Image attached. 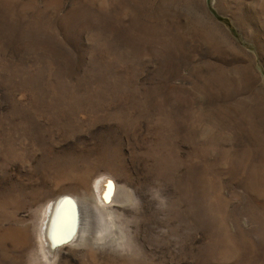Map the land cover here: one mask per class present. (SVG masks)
<instances>
[{"label":"rangeland","instance_id":"1","mask_svg":"<svg viewBox=\"0 0 264 264\" xmlns=\"http://www.w3.org/2000/svg\"><path fill=\"white\" fill-rule=\"evenodd\" d=\"M263 215L264 0H0V264H264Z\"/></svg>","mask_w":264,"mask_h":264},{"label":"bare ground","instance_id":"2","mask_svg":"<svg viewBox=\"0 0 264 264\" xmlns=\"http://www.w3.org/2000/svg\"><path fill=\"white\" fill-rule=\"evenodd\" d=\"M103 185L104 181L101 180H99L95 185V193L100 199L102 197L101 193ZM86 205V203L81 204L75 199L67 197L56 200L49 212V218L43 232L44 235L47 236L46 240L48 242L51 241L55 247L61 246L73 240H78L82 235L78 234L81 223L80 215L81 212L85 210ZM94 210L100 214L98 207ZM103 236L100 234L96 237L98 240H103ZM82 237L83 239H86L84 235H82Z\"/></svg>","mask_w":264,"mask_h":264},{"label":"crops","instance_id":"3","mask_svg":"<svg viewBox=\"0 0 264 264\" xmlns=\"http://www.w3.org/2000/svg\"><path fill=\"white\" fill-rule=\"evenodd\" d=\"M260 218H261V221L259 220V217H258V221H259V224H263V222H264V215L263 216H260Z\"/></svg>","mask_w":264,"mask_h":264},{"label":"trees","instance_id":"4","mask_svg":"<svg viewBox=\"0 0 264 264\" xmlns=\"http://www.w3.org/2000/svg\"><path fill=\"white\" fill-rule=\"evenodd\" d=\"M226 22V21H225ZM227 23V22H226Z\"/></svg>","mask_w":264,"mask_h":264}]
</instances>
